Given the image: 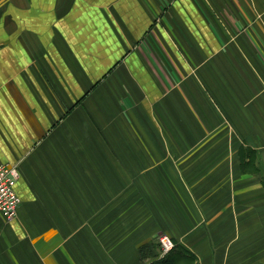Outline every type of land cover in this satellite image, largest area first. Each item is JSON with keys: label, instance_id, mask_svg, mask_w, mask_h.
Returning <instances> with one entry per match:
<instances>
[{"label": "crops", "instance_id": "crops-1", "mask_svg": "<svg viewBox=\"0 0 264 264\" xmlns=\"http://www.w3.org/2000/svg\"><path fill=\"white\" fill-rule=\"evenodd\" d=\"M0 264H264V0H0Z\"/></svg>", "mask_w": 264, "mask_h": 264}, {"label": "built area", "instance_id": "built-area-1", "mask_svg": "<svg viewBox=\"0 0 264 264\" xmlns=\"http://www.w3.org/2000/svg\"><path fill=\"white\" fill-rule=\"evenodd\" d=\"M19 177L17 168L0 162V216L6 220H13L17 215L20 198L15 192V184ZM160 254L164 255L174 246L168 236L159 234Z\"/></svg>", "mask_w": 264, "mask_h": 264}, {"label": "trees", "instance_id": "trees-1", "mask_svg": "<svg viewBox=\"0 0 264 264\" xmlns=\"http://www.w3.org/2000/svg\"><path fill=\"white\" fill-rule=\"evenodd\" d=\"M169 252L161 255L158 247L157 240L143 244L139 248V256L142 264H194L195 258L192 254L185 251V249L175 243Z\"/></svg>", "mask_w": 264, "mask_h": 264}, {"label": "rangeland", "instance_id": "rangeland-1", "mask_svg": "<svg viewBox=\"0 0 264 264\" xmlns=\"http://www.w3.org/2000/svg\"><path fill=\"white\" fill-rule=\"evenodd\" d=\"M162 235H166V234H162ZM159 236V235H158ZM167 236V235H166ZM158 238V237H157ZM157 238H155L156 240H157V243L159 244V241H158V239ZM158 250H159V252L161 251V248H160V246L158 247Z\"/></svg>", "mask_w": 264, "mask_h": 264}]
</instances>
